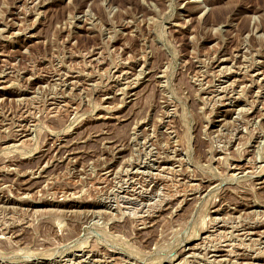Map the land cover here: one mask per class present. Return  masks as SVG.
I'll return each mask as SVG.
<instances>
[{"label":"rangeland","instance_id":"1","mask_svg":"<svg viewBox=\"0 0 264 264\" xmlns=\"http://www.w3.org/2000/svg\"><path fill=\"white\" fill-rule=\"evenodd\" d=\"M0 74V264H264V0H0Z\"/></svg>","mask_w":264,"mask_h":264},{"label":"bare ground","instance_id":"2","mask_svg":"<svg viewBox=\"0 0 264 264\" xmlns=\"http://www.w3.org/2000/svg\"><path fill=\"white\" fill-rule=\"evenodd\" d=\"M1 75V74H0ZM140 76V75H139ZM255 167V166H254ZM138 170V169H137ZM144 173V172H143ZM212 182V181H211ZM198 186V185H197ZM241 217V216H240ZM239 217V218H240ZM229 223V222H228ZM233 235V234H232ZM243 242V241H242ZM259 243V242H258ZM234 244V243H233ZM198 248V247H197ZM241 248V247H240ZM184 249H185V247H184ZM183 249V250H184ZM193 249H195V246L194 247H190L189 249H188V251H191V250H193ZM187 250V249H186ZM224 250V248H218V249H216V251H223ZM182 251V250H181ZM185 253V252H184ZM86 261V260H85Z\"/></svg>","mask_w":264,"mask_h":264}]
</instances>
